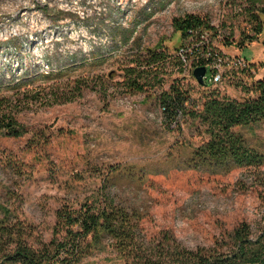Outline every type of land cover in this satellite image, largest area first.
Here are the masks:
<instances>
[{
    "label": "rangeland",
    "instance_id": "374dc122",
    "mask_svg": "<svg viewBox=\"0 0 264 264\" xmlns=\"http://www.w3.org/2000/svg\"><path fill=\"white\" fill-rule=\"evenodd\" d=\"M251 6V0H0V73L6 84L21 85L0 90L39 99L19 107L22 138L0 133V201L30 228L33 248L52 240L58 210H78L102 193L141 215L148 241L169 235L190 250L214 248L241 223L258 234L264 167L184 166L209 140L196 116L207 98L254 99L237 83L264 80V16ZM186 15L213 27L214 47L247 61L252 79L231 71L221 85L200 87L171 61L147 66L149 52L170 54L181 45L172 22ZM254 17L263 24L257 37ZM128 69L145 73L143 92L128 91ZM49 72L59 76L44 79ZM172 85L191 101L179 127L170 129L159 104ZM52 89L59 103L50 100ZM234 131L264 152V123ZM113 167L137 174L112 175ZM80 264L126 263L106 241Z\"/></svg>",
    "mask_w": 264,
    "mask_h": 264
},
{
    "label": "trees",
    "instance_id": "16d2710c",
    "mask_svg": "<svg viewBox=\"0 0 264 264\" xmlns=\"http://www.w3.org/2000/svg\"><path fill=\"white\" fill-rule=\"evenodd\" d=\"M251 5L264 16V0H251ZM258 5L260 7H256ZM254 18V36L257 37L262 32L263 24L258 21V17ZM172 26L181 33V45L170 54L163 51L149 52L144 61L146 65L155 66L171 61L177 65L183 79H193L184 75L185 59L190 70L207 68L203 85L194 80L198 86H214L209 83L214 72L211 66L225 58V54L212 44L214 28L192 15L175 19ZM245 63V67L232 72L252 79V66L247 61ZM128 70L129 78L124 81L127 82L128 91L143 92L145 83L141 85V81L145 79V73ZM57 76L49 72L44 79L52 80ZM237 85L241 93H253L256 98L244 101L218 96L207 98L201 113L196 116L207 126L209 140L185 159L184 166L188 169L228 172L239 168L257 172L264 167V152L251 147L241 133L234 131L264 123V80L250 82L249 85L238 82ZM20 87L19 81L6 84L4 75L0 73V89L17 91ZM169 90L160 98L159 109L166 125L173 129L179 127L191 100L178 85H172ZM49 94L52 102H60L58 96H54L58 90L52 89ZM16 96L3 95L0 90V133L12 139H20L27 133L16 118L21 103L28 106L39 101L32 97L25 99L23 96L21 99ZM109 172L112 175L124 173L130 177L137 174L133 169L120 171L116 167ZM141 219L137 211L117 204L113 197H105L102 193L100 199L85 201L78 210L68 207L58 210L52 240L49 243L37 241V248H33L28 242L31 238L30 228L13 217L9 207L0 201V264H80L106 241L126 264H264V226L257 235H253L250 226L241 223L222 246L190 250L169 235L148 241L140 228Z\"/></svg>",
    "mask_w": 264,
    "mask_h": 264
},
{
    "label": "built area",
    "instance_id": "2783aa9c",
    "mask_svg": "<svg viewBox=\"0 0 264 264\" xmlns=\"http://www.w3.org/2000/svg\"><path fill=\"white\" fill-rule=\"evenodd\" d=\"M183 62H184V75L192 77L193 70H190V65L186 63L185 59H183ZM231 65L233 67H231ZM245 66H246V63L244 59L233 58L232 60H230L225 55V58L222 61H220L216 65L211 66V69L214 70V72L211 74L209 83L214 86L221 85L223 81L225 80L226 73L231 72L232 70L237 71L238 69L243 68ZM206 72H207V68H206Z\"/></svg>",
    "mask_w": 264,
    "mask_h": 264
},
{
    "label": "water",
    "instance_id": "95a60500",
    "mask_svg": "<svg viewBox=\"0 0 264 264\" xmlns=\"http://www.w3.org/2000/svg\"><path fill=\"white\" fill-rule=\"evenodd\" d=\"M206 68H197L193 70L192 77L200 85L204 84Z\"/></svg>",
    "mask_w": 264,
    "mask_h": 264
}]
</instances>
